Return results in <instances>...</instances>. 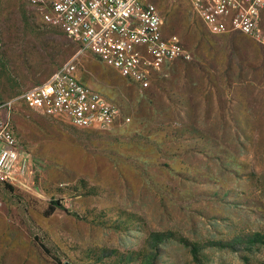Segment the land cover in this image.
I'll list each match as a JSON object with an SVG mask.
<instances>
[{"label": "rangeland", "instance_id": "obj_1", "mask_svg": "<svg viewBox=\"0 0 264 264\" xmlns=\"http://www.w3.org/2000/svg\"><path fill=\"white\" fill-rule=\"evenodd\" d=\"M147 1L190 56L141 88L78 54L81 81L121 109L97 129L25 106L79 45L0 0V101L17 98L31 186L0 182V264H264V47L210 33L187 0Z\"/></svg>", "mask_w": 264, "mask_h": 264}, {"label": "built area", "instance_id": "obj_2", "mask_svg": "<svg viewBox=\"0 0 264 264\" xmlns=\"http://www.w3.org/2000/svg\"><path fill=\"white\" fill-rule=\"evenodd\" d=\"M212 34L238 32L264 47V0H187ZM41 23L78 43L75 57L19 96L29 109L65 114L75 127L104 129L121 109L81 81L75 60L89 51L121 77L148 88L166 61L189 58L177 34L165 35L158 8L147 0H26ZM16 97L0 101V182L30 188L29 158L20 154L12 124ZM129 121L128 117L122 119Z\"/></svg>", "mask_w": 264, "mask_h": 264}, {"label": "trees", "instance_id": "obj_3", "mask_svg": "<svg viewBox=\"0 0 264 264\" xmlns=\"http://www.w3.org/2000/svg\"><path fill=\"white\" fill-rule=\"evenodd\" d=\"M26 1V0H25ZM33 10V9H32ZM33 12H34V10H33ZM34 16L37 18V16H36V14L34 13ZM42 24V23H41ZM43 25V24H42ZM45 26V25H44ZM48 27V26H47ZM53 210H54V207H49V210L47 211V215L48 214H51L52 212H53Z\"/></svg>", "mask_w": 264, "mask_h": 264}]
</instances>
